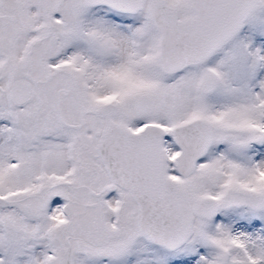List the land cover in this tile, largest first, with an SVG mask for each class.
<instances>
[{
	"label": "snow or ice",
	"instance_id": "6c2138e0",
	"mask_svg": "<svg viewBox=\"0 0 264 264\" xmlns=\"http://www.w3.org/2000/svg\"><path fill=\"white\" fill-rule=\"evenodd\" d=\"M0 264H264V0H0Z\"/></svg>",
	"mask_w": 264,
	"mask_h": 264
}]
</instances>
